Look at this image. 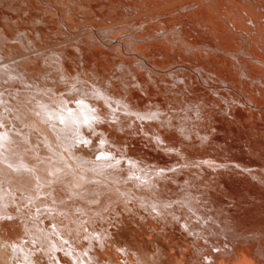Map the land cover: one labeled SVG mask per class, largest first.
I'll return each mask as SVG.
<instances>
[{"label":"bare ground","instance_id":"obj_1","mask_svg":"<svg viewBox=\"0 0 264 264\" xmlns=\"http://www.w3.org/2000/svg\"><path fill=\"white\" fill-rule=\"evenodd\" d=\"M0 264H264V0H0Z\"/></svg>","mask_w":264,"mask_h":264},{"label":"rangeland","instance_id":"obj_2","mask_svg":"<svg viewBox=\"0 0 264 264\" xmlns=\"http://www.w3.org/2000/svg\"><path fill=\"white\" fill-rule=\"evenodd\" d=\"M161 26H165V25H161ZM80 145H84V144L81 143ZM223 200H224L223 202H225V199H223ZM19 205H20V204H19ZM24 206H25V205H24ZM252 208H253V207H248V209H247V208H246V210L244 209V213H245V214H249V213H251L250 211L252 210ZM33 209H34V210H33ZM29 210H30L31 213H34V212L36 211V210H35V207H33V206H28V207H27V211H28V212H26V213H27L26 215L30 214V213H29ZM248 212H249V213H248ZM98 215H99V217L101 218L102 221L105 222V221L107 220V218L103 215V213H98ZM10 218H11V219H15L16 217H14V216H10ZM134 228H135L136 230H138V228H136V227H134ZM142 233H143V234H146V233H144V232H142ZM140 234H141V233H140ZM135 235H136V236H139L137 233H135ZM147 235H148V234H147ZM140 236H141V235H140ZM160 237H162V236L159 235V238H160ZM163 238H164V237H162L163 242H165V244L168 245V242H167L168 240H166L165 238H164V239H165V240H164ZM160 239H161V238H160ZM130 245H133V243H132L131 241H128L124 246H130ZM133 248H134V247H131V250H134ZM134 251H135V250H134ZM116 253H118V252H116ZM164 256H165V255H164ZM164 256H163V260L166 259ZM141 257L147 259L146 256H142V255H141Z\"/></svg>","mask_w":264,"mask_h":264}]
</instances>
